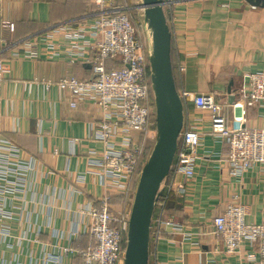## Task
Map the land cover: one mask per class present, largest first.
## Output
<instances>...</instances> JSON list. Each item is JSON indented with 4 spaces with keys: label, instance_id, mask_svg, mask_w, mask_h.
I'll return each mask as SVG.
<instances>
[{
    "label": "crops",
    "instance_id": "crops-1",
    "mask_svg": "<svg viewBox=\"0 0 264 264\" xmlns=\"http://www.w3.org/2000/svg\"><path fill=\"white\" fill-rule=\"evenodd\" d=\"M93 11L77 0H0V60L6 68L0 85V138L4 149H15L14 155L1 151L0 156L2 165L8 162L3 168L8 170L5 185L14 188L16 200L4 206L10 215L0 214V223L12 235L30 223L39 231L38 243L32 245L0 243V264H32L44 252L60 254V264H78V251L93 244L83 234L89 219L81 210L106 193L89 164L102 150L97 139L101 112L90 102L70 107L71 98L56 85L70 76L89 79L90 65L70 62L62 51H55L57 58H45L42 52L48 48L43 41L36 43L35 53L21 44L46 37L59 22L83 21ZM168 25L179 90L215 92L228 105L223 112L229 121L236 116L245 127L264 128V107L244 109L243 115L240 109L230 111V105L240 102L238 90L245 85V74L264 71V7L244 0H182ZM188 116L201 134L194 175L191 179L170 175L165 183H173L170 194L180 206L171 218L188 237L181 232L164 234L150 243L149 264H255L246 259L255 256L248 244L234 255L215 253L222 243L200 232L213 230L212 217L233 195L246 205L247 223L264 220V165L242 177L230 176L222 160L227 147L220 137L210 135L208 113L195 110L191 103ZM178 186L184 188L183 194ZM131 204V196H110L113 212L127 211ZM71 233L79 234L76 238ZM61 247L73 252L65 254Z\"/></svg>",
    "mask_w": 264,
    "mask_h": 264
},
{
    "label": "built area",
    "instance_id": "built-area-1",
    "mask_svg": "<svg viewBox=\"0 0 264 264\" xmlns=\"http://www.w3.org/2000/svg\"><path fill=\"white\" fill-rule=\"evenodd\" d=\"M77 1L94 8L86 19L76 23L59 22L46 31V37L35 36L21 44L29 48V53H35L34 46L43 41L48 48L42 52L45 58H57L55 51H62L70 62L81 60L90 65L89 79L78 80L70 76L56 82L59 89L71 98L70 107H76L79 102H90L101 112L97 123V139L102 150L89 164L94 168V174L106 193L94 204L81 210L89 219L83 234L89 235L93 244L86 250L78 251V255L82 264H123L130 209L113 212L110 196L112 193L125 198L131 196L132 203L134 191L131 190V182L144 153L148 132L155 127V122L151 121L155 108L147 60L148 36L138 0L135 5V9L141 12L138 24L127 14V6L117 3L119 0ZM181 2L163 0L168 24L175 7ZM9 29H13V26L9 25ZM54 40L57 43H52ZM107 60L119 62L121 68L107 70ZM5 70L0 60V85L4 82ZM49 84L46 82V87ZM244 84L238 90L240 102L230 105L232 113L240 109L243 115L244 109L264 107V71L245 74ZM178 93L183 107V125L169 176L191 179L194 175L201 134L192 127L189 120L188 106L191 103L195 110L208 113L210 135L220 137L226 145L227 151L222 160L230 176L242 177L256 165H264V128L245 127L241 117L233 116L229 121L223 112L228 105L219 100L215 92L193 94L179 90ZM135 134L139 136L134 137ZM1 142L0 138V152L7 151L8 156L15 154L14 148L4 149ZM3 163L0 156V214L5 216L10 215V212L4 206L16 200L13 198L14 188L5 185L8 170L3 168L8 162L6 165ZM173 186V183L164 185L160 194L167 195ZM178 187L183 194L184 188ZM165 200L166 197L163 201L158 197L152 216V245L164 234L174 236L181 232L188 237L179 224L165 215ZM247 214L246 205L238 201L237 195H233L222 211L212 217L210 225L213 230L200 232V235L204 237L211 234L222 243L221 250L215 249V253L234 255L240 252L243 244H248L255 256L248 255L246 259L255 264H264V220L259 224L247 223ZM38 233V228L30 223L21 229L20 234L12 235L9 228L0 223L2 244L11 241L17 247L32 245L38 243ZM78 234L71 233V237L77 238ZM56 248L60 251V247ZM61 251L65 254L73 252L69 247H61ZM60 257V254L57 256L44 252L39 261L32 259L30 263L46 264V261H50L52 264H60Z\"/></svg>",
    "mask_w": 264,
    "mask_h": 264
},
{
    "label": "water",
    "instance_id": "water-1",
    "mask_svg": "<svg viewBox=\"0 0 264 264\" xmlns=\"http://www.w3.org/2000/svg\"><path fill=\"white\" fill-rule=\"evenodd\" d=\"M264 7V0H244ZM148 36L147 60L154 101L155 140L141 167L130 208L123 264H149L152 216L160 187L169 176L179 134L183 125V107L175 87L172 64V35L163 0H138ZM230 88L227 93L230 94ZM235 96L231 95L232 103Z\"/></svg>",
    "mask_w": 264,
    "mask_h": 264
},
{
    "label": "trees",
    "instance_id": "trees-1",
    "mask_svg": "<svg viewBox=\"0 0 264 264\" xmlns=\"http://www.w3.org/2000/svg\"><path fill=\"white\" fill-rule=\"evenodd\" d=\"M83 3V2H82ZM133 13H131L132 15ZM133 16V20L135 22V24H137L139 22V20L137 19V16ZM171 64H172V71H173V77H174V83H175V87L176 89L179 91V85H178V76H177V72H176V68H175V63H174V59H173V51L171 50ZM106 68L107 70H112V69H120L121 68V64L115 60H107L106 61ZM151 121L154 122V117L152 116ZM154 140H155V127H152L149 132H148V136L147 139L145 141V149H144V153L138 163V167L136 170V174L131 182V190L134 191L135 190V186H136V182L137 179L139 177V173L141 170L142 165L144 164L145 160L147 159L153 144H154ZM169 177V176H168ZM168 177L165 179V181L162 183L161 187H160V192L163 188V186L165 185ZM166 197L165 203H164V213L167 217H172L174 219V213L177 212L180 209L179 206V201L178 199H175L174 197H172V195L170 193H168L167 195L161 193L159 196V200L163 201L164 198ZM118 200V198H116ZM119 201V200H118ZM155 212V211H154ZM153 237V233H151L150 235V239H152ZM78 264H82V259L81 257L78 255ZM152 264V263H150Z\"/></svg>",
    "mask_w": 264,
    "mask_h": 264
},
{
    "label": "rangeland",
    "instance_id": "rangeland-1",
    "mask_svg": "<svg viewBox=\"0 0 264 264\" xmlns=\"http://www.w3.org/2000/svg\"><path fill=\"white\" fill-rule=\"evenodd\" d=\"M120 1V2H119ZM119 1H117V3L118 4H124V5H126L127 6V8L129 9L128 10V15L132 18V21L134 22V20H133V14H134V16H137V19L139 20L140 19V10H137V9H135L136 7H135V5H136V3H137V1L136 0H119ZM131 13H133L132 15H131ZM135 23V22H134ZM138 24V23H137ZM124 211V210H123Z\"/></svg>",
    "mask_w": 264,
    "mask_h": 264
}]
</instances>
